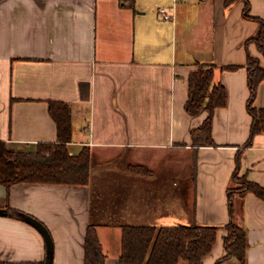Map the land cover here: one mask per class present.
Masks as SVG:
<instances>
[{
    "label": "crops",
    "instance_id": "0c3cea01",
    "mask_svg": "<svg viewBox=\"0 0 264 264\" xmlns=\"http://www.w3.org/2000/svg\"><path fill=\"white\" fill-rule=\"evenodd\" d=\"M248 1L250 14L264 18V0ZM160 7L171 20L161 19ZM242 7L243 0H0V141L13 151L55 142L53 100L70 108L69 154L90 152L85 185L0 184V208L25 212L49 231L52 264H83L88 223L104 264H119L122 225L177 220L219 227L204 264L225 253L229 220L245 230V260L221 264H264V200L234 194L231 214L227 197L237 155L238 174L264 187V131L243 146L251 122L246 54L263 67L264 57L246 43L257 23ZM198 62L216 66L213 81L227 94L212 116V145L192 134L207 112L184 109ZM253 104L264 108V79ZM136 165L147 172L131 170ZM46 248L37 228L0 213V264H42Z\"/></svg>",
    "mask_w": 264,
    "mask_h": 264
},
{
    "label": "trees",
    "instance_id": "16d2710c",
    "mask_svg": "<svg viewBox=\"0 0 264 264\" xmlns=\"http://www.w3.org/2000/svg\"><path fill=\"white\" fill-rule=\"evenodd\" d=\"M237 0H224L229 6ZM241 15L244 19L257 23V32L246 40L253 42L264 57V18L250 14L248 0H243ZM215 65L197 63L196 69L188 76V97L184 103L185 111L196 116L201 111L207 112L201 124L193 129L192 134L203 144L212 145L211 120L215 108L226 104V89L221 83L213 81ZM221 69L233 70L235 65L221 66ZM246 84L248 96L246 111L251 118L249 134L244 147L251 144L253 137L264 131V108L254 106L259 83L264 79V67L259 58L246 54ZM48 111L56 123L57 140L51 143H38L33 151H13L0 141V184L6 188L15 183H44L85 185L89 179L90 152L83 147L77 155L69 154L67 143L71 140L70 108L61 101H49ZM239 158L232 173V184L227 189L229 213L232 214L231 201L234 194L242 195L246 191L254 193L264 200V187L247 180L238 174ZM131 170L146 173L142 165L131 166ZM234 185V186H233ZM6 215L28 221L29 214L7 206ZM33 218V217H32ZM219 227L212 225L174 224V225H132L121 226V245L118 256L119 264H204L215 243ZM223 228L225 253L214 264L235 256L241 262L245 260L246 237L243 227L229 220ZM83 264H104L105 254L102 251L96 232V225L88 223L82 241ZM53 249L46 248L42 264H52Z\"/></svg>",
    "mask_w": 264,
    "mask_h": 264
},
{
    "label": "water",
    "instance_id": "95a60500",
    "mask_svg": "<svg viewBox=\"0 0 264 264\" xmlns=\"http://www.w3.org/2000/svg\"><path fill=\"white\" fill-rule=\"evenodd\" d=\"M0 213L5 214L6 210L3 208H0ZM27 222L33 225L35 228H37L41 232V234L45 238L48 248H52V240H51V236L47 228L40 221L32 217H29Z\"/></svg>",
    "mask_w": 264,
    "mask_h": 264
},
{
    "label": "rangeland",
    "instance_id": "374dc122",
    "mask_svg": "<svg viewBox=\"0 0 264 264\" xmlns=\"http://www.w3.org/2000/svg\"><path fill=\"white\" fill-rule=\"evenodd\" d=\"M184 166H185V169H192L193 168V163H192V160H185L184 161ZM160 165V167H167V168H170L171 167V165L169 164V165H164V164H159ZM155 167H159L157 164H155ZM234 186V185H233ZM91 221H95V220H91ZM99 221V220H98ZM104 221H114V220H104ZM183 221V220H182ZM171 223H174V224H186V222H179V220H177V222H171ZM173 224V225H174ZM167 225H169V224H167Z\"/></svg>",
    "mask_w": 264,
    "mask_h": 264
},
{
    "label": "built area",
    "instance_id": "2783aa9c",
    "mask_svg": "<svg viewBox=\"0 0 264 264\" xmlns=\"http://www.w3.org/2000/svg\"><path fill=\"white\" fill-rule=\"evenodd\" d=\"M158 14L160 15L161 19L163 20H171L172 15L168 12L167 8L165 7H160L158 9Z\"/></svg>",
    "mask_w": 264,
    "mask_h": 264
}]
</instances>
